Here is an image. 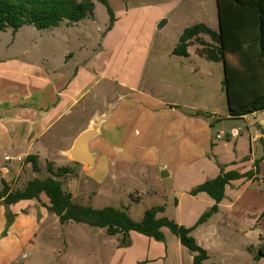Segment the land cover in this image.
Returning <instances> with one entry per match:
<instances>
[{
  "label": "rangeland",
  "instance_id": "1",
  "mask_svg": "<svg viewBox=\"0 0 264 264\" xmlns=\"http://www.w3.org/2000/svg\"><path fill=\"white\" fill-rule=\"evenodd\" d=\"M109 4L115 15V22L111 28L107 7L97 2L94 17L79 24L63 23L60 28L43 31L26 26L18 33H13L11 29L0 32V63L10 61L15 55H19L18 49H22L24 54L29 52L32 59H37L43 52L50 55V58L56 56V60H59L60 56L64 57L69 50H77L82 46L80 58L81 65L83 64L82 74L78 84L72 83L70 92H75L76 88L84 92L89 90L86 99L89 102L90 98L96 95L97 104L90 107L89 111L97 108L109 114L110 107L116 109L120 106L119 113L123 115L119 120L111 122L114 129L109 127L112 130L104 134L95 167L82 171V167L77 165L74 167L75 175L70 176L73 179L79 176L77 180L72 182L73 179L70 178L62 179L64 189L73 195L74 202L95 209L130 207L131 217L139 222L154 203L155 198L151 199L148 192L171 189L173 183L179 190L189 189L199 179L206 180L212 177L214 172L204 167V162H201L198 165L194 164L193 169L191 167L176 179L167 181L154 179L150 181L149 178H144L143 173H137L134 166L132 173L136 174V180L116 178L113 164L115 160H120L121 151L114 147L116 143L120 147L127 143L125 129L128 114H124L123 111L130 112L133 109L135 114L139 113L138 110L142 108L138 102L140 93L153 98V102H150L152 108H164L166 104L171 105L174 102L181 105L188 103L198 108L201 113L199 116L207 121L211 116L217 117L220 121L212 128L215 142L208 160H212L220 172L235 171L240 174L252 173L257 162V176L261 182L264 181L262 145L259 141L256 144L258 156L252 163L248 156L251 137L244 127L245 121L226 119L229 107L223 85L225 79L223 64L200 56L196 51L201 48L198 44L188 48V57L173 53L187 27L205 23L218 30L216 0H109ZM163 19H167L168 23L163 29L158 30L157 26ZM202 38L211 43L209 36L203 35ZM128 87H134L136 91V95L133 96L136 101L133 103L126 101L130 94ZM141 118L142 116L139 119ZM164 118L166 117L161 114L162 126L167 123L164 122ZM260 120H264L263 112L258 114L257 119L250 116L247 120L254 133L257 132L256 125ZM78 124L83 123L79 121ZM141 125L143 124L136 120L135 126L140 128ZM234 125L239 129L244 128L241 130L242 134L237 136L232 132ZM220 133L221 140L216 138ZM59 139L58 145L63 146L64 143L59 141L65 140ZM133 149L137 152L134 161L140 165L142 152L138 148ZM155 149L160 150L158 146H155ZM57 157L59 158H56L57 166H66V159ZM49 158L47 152L40 153L41 172L37 173V178L49 175L46 164ZM202 169L204 171L198 174ZM155 170L156 173L161 172L159 168ZM31 178L30 175H23L17 188H22V185ZM242 182L228 185L223 200L230 205L238 194H241L239 200L232 206L236 214L222 212L216 217L214 215L208 225L215 228L212 229L215 242L210 245L212 263L257 264V261H261L260 263L264 264L263 258L255 259L259 247L264 245V241L261 240V237H264L261 227L264 221H261L260 216L256 220L249 218V215L254 214L260 206L264 208V185L260 182L259 189L251 187L249 182L245 181L243 184ZM247 184L249 186L246 187ZM133 191H138L139 193H133V196L143 197L144 202L134 204L130 197ZM202 204L199 203L198 208ZM42 210L40 207H29V204L19 202L16 205H0V211L5 212L9 226L23 217L41 225L36 230L35 239H30L27 248L22 252L24 256L22 261L25 260L26 264L92 262L94 264L99 262L102 256L105 263V257H108L112 250L111 245L105 243L109 237L105 229L76 222L63 225L54 213ZM242 214L247 216L243 218ZM33 233L34 229L31 228L29 234ZM4 246V255L11 254L17 251L18 243L16 239H12ZM8 249L11 251L8 252Z\"/></svg>",
  "mask_w": 264,
  "mask_h": 264
},
{
  "label": "crops",
  "instance_id": "2",
  "mask_svg": "<svg viewBox=\"0 0 264 264\" xmlns=\"http://www.w3.org/2000/svg\"><path fill=\"white\" fill-rule=\"evenodd\" d=\"M57 28L60 27L52 29ZM81 47L79 46L77 50H69L63 55L64 57L60 56L59 60H56V56L50 58V55L43 52L39 54L37 59H32L29 52L24 54L22 49H18L19 55H15L10 61L0 63V182L7 183L12 190H22L30 181H26L22 188H17L22 176L25 174L32 176L31 180L37 178L38 174L34 172L32 164L26 161V158L30 155L37 156L40 164V153L47 152L50 158L46 160V164L51 162L54 168L71 167L73 171L77 165L82 167V171L94 168L98 160V150L102 147L101 141L104 139V134L108 130L114 129L112 123L114 120H119V117L123 115L119 113L120 106L116 109L110 107L109 114L99 111L97 108L89 111L90 107H95L97 104L98 97L96 95L91 97V102H89V100H86L89 90L84 92L76 88L75 92H70L73 87L71 86L72 83L78 84L82 74ZM128 91L130 94H128L126 101L128 103L129 100L133 103V101H136L133 97L136 95L135 88L128 87ZM152 100L153 98L150 95L140 93L138 102L142 108L140 107L138 110L139 113L135 114L133 109L130 112L129 110L123 111L124 114H128L125 129L127 131L125 133L127 143L126 145L122 144V148L116 143L117 145L114 148L121 151V154L119 156L120 160H115L113 164V171L118 179L130 178L136 180V174L132 173L134 166L137 173H143L144 178H149L150 181H153V179L154 181H167L176 179L178 175L188 171L191 167L193 169L194 164L197 163L198 165L204 162V167L214 172L210 179H199L189 189L179 190L173 183L171 189L164 188L159 191L154 190L152 193L148 192L151 199L155 198L152 207H165V213L161 214L160 217L166 215L181 226L193 228L199 219L215 205V201L208 194L198 193L194 195L192 190L221 174L220 169L212 160H208L212 153V145L215 142L212 128L220 120L217 117H211L209 121L205 120L204 117L198 115L200 114L198 108L188 103L181 105L174 102L171 105L166 104L164 108H152L150 106ZM261 112L264 113V111L255 112L240 118H232L228 114L226 117L227 120L245 121L244 127L247 128L251 137L250 154L248 156L252 163L257 160L256 144L258 141L262 145L261 149L264 156V120H260V123L256 125V133H254V129L250 128L251 126L247 120L250 116L257 119L258 114ZM161 114L166 117L164 122L167 123H164V126H162L163 122L160 120ZM141 116L142 118L139 119ZM136 120L143 124L140 128L135 126ZM79 121L83 124L79 125ZM99 122H101L100 134L89 145L90 150L94 153V166L89 167L73 161L68 152L73 147L74 142L84 131ZM128 122L130 123L128 124ZM142 126L143 129L141 130ZM109 127L112 129H109ZM243 129H239L234 125L232 132L238 136L242 134L241 130ZM219 136H221V133L216 137L221 140ZM59 138L65 140V142L59 141L64 143L63 146L58 145L57 139ZM155 146H158L160 150L157 151ZM133 148H138L142 152L139 160L142 162L140 165L134 161L137 152ZM57 156L66 159V166H57L56 158L59 159ZM6 157L9 159L6 160ZM156 167L161 172L156 173ZM199 171L198 174L204 170ZM162 174L166 178L162 179ZM70 176L66 178L73 179ZM78 178L79 176L74 177L72 182ZM256 178L257 180L255 178L250 180L242 178L230 184L238 181H243V184L246 181L251 184V187L260 189L261 181L258 176ZM261 183L264 185V181ZM137 192L130 193V197ZM43 197L45 196H41V202L30 200L19 203L29 204V207H40L43 209L42 211H49L46 207L48 200L43 199ZM240 197L241 194H238L230 205L222 201L218 205V212L214 213L206 222L195 227L191 233L197 243L208 252L209 262H213L210 245L215 242L212 234V229L215 228H210L208 225L214 215L216 217L222 212L226 214L234 213L232 206ZM133 202L134 204H140L144 200L141 196H133ZM199 203H203L200 208H198ZM122 208H126L129 213L130 207L123 206ZM263 210L264 208L260 206L254 214L249 215V218L256 220L260 216L262 217L261 221H264ZM129 214L131 216V213ZM241 216L245 218L247 215L242 214ZM57 220H59L58 217ZM40 226L38 222L24 219V217L16 221L14 225L9 226L5 212L0 211V264H26L25 260L22 261L24 257L22 252L27 248L30 239H35L34 235H36V230ZM261 227L264 231V224H261ZM31 228L34 229L33 235L29 234ZM163 233L165 239L157 241L137 232H131V243L128 247H120L119 237L108 234L109 237L105 240V243L108 246L111 245L112 250L108 257H105V263H103V257L101 256L99 262L94 264H193L194 255L181 244L180 239L169 229H163ZM12 239H16L18 243L17 251L4 255V245ZM261 240L263 242L264 237H261ZM10 251L8 249V252ZM99 253L102 255L101 251ZM260 262L257 261L256 263L263 264V262Z\"/></svg>",
  "mask_w": 264,
  "mask_h": 264
},
{
  "label": "trees",
  "instance_id": "3",
  "mask_svg": "<svg viewBox=\"0 0 264 264\" xmlns=\"http://www.w3.org/2000/svg\"><path fill=\"white\" fill-rule=\"evenodd\" d=\"M97 2L107 7L111 28L115 15L109 0H0V32L11 29L13 33H17L26 26L43 31L60 27L63 23L79 24L94 17ZM216 3L218 30L205 23L187 27L173 53L188 57V48L198 44L201 48L196 51L200 56L223 64V85L232 118L264 111V0H216ZM203 35L209 36L211 43L202 38ZM26 161L32 164L34 172L41 171L37 156L30 155ZM47 172L48 177L30 180L22 190H12L7 183L0 182V205H14L30 200L41 202V196H45L48 200L47 209L59 218L61 224L73 221L106 229L110 236L119 237L120 247L130 245L131 232L163 241V229L166 228L194 255L193 264H215L209 262L208 252L197 243L191 233L195 227L218 212V205L224 200L226 187L231 182L242 178L257 180V162L255 170L250 174L222 171L215 179L202 183L192 191L194 195L206 193L215 201L212 209L193 228L181 226L166 216L160 217L165 213L163 206L146 210L143 219L137 222L126 208L95 209L79 205L63 187L62 179L74 175L73 169L59 167L56 170L53 163L47 162ZM262 258L264 245L255 256L256 260Z\"/></svg>",
  "mask_w": 264,
  "mask_h": 264
},
{
  "label": "water",
  "instance_id": "4",
  "mask_svg": "<svg viewBox=\"0 0 264 264\" xmlns=\"http://www.w3.org/2000/svg\"><path fill=\"white\" fill-rule=\"evenodd\" d=\"M168 23L167 19H163L157 26L158 30L163 29ZM101 122L94 124L92 127L84 131L74 142L73 147L69 150L68 154L70 158L78 163L85 164L89 167L94 166L95 159L94 153L90 150V142L100 134ZM161 178L164 179L166 176L163 174Z\"/></svg>",
  "mask_w": 264,
  "mask_h": 264
},
{
  "label": "built area",
  "instance_id": "5",
  "mask_svg": "<svg viewBox=\"0 0 264 264\" xmlns=\"http://www.w3.org/2000/svg\"><path fill=\"white\" fill-rule=\"evenodd\" d=\"M219 138H220V136H219ZM9 158L8 157H6V160H8Z\"/></svg>",
  "mask_w": 264,
  "mask_h": 264
}]
</instances>
